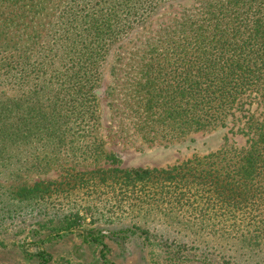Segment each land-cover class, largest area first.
Masks as SVG:
<instances>
[{
    "label": "trees",
    "instance_id": "16d2710c",
    "mask_svg": "<svg viewBox=\"0 0 264 264\" xmlns=\"http://www.w3.org/2000/svg\"><path fill=\"white\" fill-rule=\"evenodd\" d=\"M155 15L156 26L139 33ZM125 40L127 62L110 69L133 78L108 95L119 97L111 108L143 140L232 124L244 143L224 141L167 166L115 165L100 143L98 94L107 59ZM41 163L58 176L29 182ZM9 164L19 165L10 192L19 202L87 191L116 210L174 214L257 243L264 238V0H0V167ZM48 227L41 244L82 227L81 217ZM81 229L104 257L93 225ZM38 249V264H48L50 254Z\"/></svg>",
    "mask_w": 264,
    "mask_h": 264
},
{
    "label": "rangeland",
    "instance_id": "374dc122",
    "mask_svg": "<svg viewBox=\"0 0 264 264\" xmlns=\"http://www.w3.org/2000/svg\"><path fill=\"white\" fill-rule=\"evenodd\" d=\"M160 17L155 15L154 22L148 23L139 33L151 31L156 26L155 19ZM126 41L116 44L111 51L98 94L101 104L100 143L107 152L117 156L115 165L121 168L167 166L194 154L214 151L224 141L244 143L242 135L232 133V124L193 132L180 139L143 140L127 119L115 111L120 103L119 97L113 96L119 99L114 102L108 95L109 87L115 85L120 89L133 78L124 71L113 74L110 69L127 62V55L122 53ZM80 142L76 141L75 145L79 146ZM42 152L46 151H36L40 159L44 157ZM67 159L64 156L62 161ZM102 165L106 166L105 163ZM17 166L0 167V264H38L36 253L42 247L50 254L48 264H106L104 259L111 264H264V238L243 245L235 237L214 234L174 214L153 210L138 213L131 208L127 211L126 206L116 210L111 207V200L105 204L104 197L100 195V198L92 199L96 195L87 191L59 197L51 203L29 201L30 205L27 201L19 202L10 197L12 186L17 184L13 181L12 169ZM43 166L41 163L38 172L27 175L29 182L53 180L58 176V169L54 172L47 167L42 169ZM76 212L81 217L82 227L73 228L71 232L61 231L60 236L50 234L49 238L45 237V244L39 243L49 233L51 228L48 226L53 220L59 221L64 216L72 218ZM91 225L96 229L91 235L105 244L104 257L100 252L101 245L92 243L87 233H81V228ZM126 229L136 235L126 234Z\"/></svg>",
    "mask_w": 264,
    "mask_h": 264
}]
</instances>
